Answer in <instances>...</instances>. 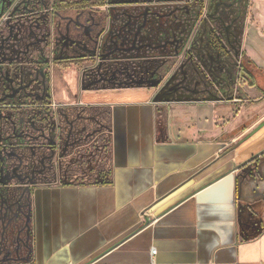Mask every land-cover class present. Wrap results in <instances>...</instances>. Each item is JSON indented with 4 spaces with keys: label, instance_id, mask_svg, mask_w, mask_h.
I'll list each match as a JSON object with an SVG mask.
<instances>
[{
    "label": "crops",
    "instance_id": "crops-1",
    "mask_svg": "<svg viewBox=\"0 0 264 264\" xmlns=\"http://www.w3.org/2000/svg\"><path fill=\"white\" fill-rule=\"evenodd\" d=\"M255 2L226 59L261 73L254 86L242 77L237 96L161 103L154 85L115 86L103 76L56 89L54 108L96 113L101 139L108 115L110 172L102 182L77 171L22 182L31 213L26 264H264V13ZM181 57L171 48L160 60ZM55 156L51 175L61 171Z\"/></svg>",
    "mask_w": 264,
    "mask_h": 264
},
{
    "label": "flooded vegetation",
    "instance_id": "flooded-vegetation-1",
    "mask_svg": "<svg viewBox=\"0 0 264 264\" xmlns=\"http://www.w3.org/2000/svg\"><path fill=\"white\" fill-rule=\"evenodd\" d=\"M152 1L132 3L133 7L146 6L145 12L123 13L124 22L120 20L122 14L114 16L112 20L103 14L109 13L107 9L104 10L109 0H0V264H26L32 257L30 193L21 187L22 182L25 183L28 176L32 175L35 182L45 183L47 178L58 177L66 169L81 162V151L87 154L86 162L92 163L93 153L98 150L85 148L87 143L96 141L101 135L98 115L92 111L60 105L55 109L53 100L56 99L57 91L52 89L55 76L63 78L64 72L72 71L78 75L79 83L95 82L103 76L115 86L154 85L156 92L153 98L161 103L167 99L217 95L219 91L225 95L232 91L236 96L240 93V66L226 59V51L228 47L234 49L233 46L237 45L238 41L232 44L233 37L228 33L237 29L239 34L242 14L232 18L230 13H226V48L224 46L221 54L216 56V65L208 66L211 75L215 76L214 81L218 83L216 87L209 83L198 65H192L189 61L185 64L180 62L166 78L160 69H148L146 63H151L149 60H160L171 53L159 51L158 58H152L149 49L164 50L166 42H160L157 46H148V41L141 42L140 38L144 34L142 27L153 15L147 7ZM121 5L124 6L125 2L118 4ZM111 24L116 27L131 25L134 28L114 32L124 36L123 44L115 46V38L111 39L107 44L112 46V52L103 57L101 50ZM142 48L143 54L135 55L132 52ZM190 48L194 49L191 40L186 52ZM186 52L178 53L175 47L173 49L174 55L182 54L185 57ZM105 61L118 65L124 61L131 69L122 73L117 67L111 69V65L107 64L104 67ZM141 61L146 63H139ZM54 66L57 75H51ZM140 66L147 69H136ZM53 112L59 115L75 112L78 116L77 120H68L65 121L66 125L56 127ZM103 116L106 131L104 149L109 162V119L107 114ZM26 127L29 133L25 132ZM10 150L22 153L29 150L30 155L35 154L36 163L33 159L22 160L23 156L18 153L10 154L11 158H8L7 152ZM55 151L60 157L58 169L61 171L56 168L59 173L54 172L45 179L41 173H53ZM70 157L73 159L71 166L68 161H64ZM8 161H14V164L9 165ZM88 166V170L80 173L87 179L93 177L94 182L104 173L110 172L109 165L99 172L95 166ZM35 178L45 180L37 181ZM6 233L7 236L4 235Z\"/></svg>",
    "mask_w": 264,
    "mask_h": 264
},
{
    "label": "rangeland",
    "instance_id": "rangeland-1",
    "mask_svg": "<svg viewBox=\"0 0 264 264\" xmlns=\"http://www.w3.org/2000/svg\"><path fill=\"white\" fill-rule=\"evenodd\" d=\"M135 1H141L138 3H143L142 0H109L107 2L108 7L104 8V10L109 12V13H103L105 15H110L112 13V18L115 16L113 13H119L120 20H124L125 18L123 13H137V12H145V7L142 5H137V7H133L131 4L134 3ZM124 6H118L120 3H124ZM127 3V4H126ZM115 4V5H114ZM248 0H154L152 3H148L147 6L149 11L153 13V15H150L151 17L146 21L145 25L142 27V32L144 33L142 35L141 42H146L148 41V46H157L160 42H166L167 47L166 49H157V50H150L151 54H156L159 51H163L165 53L171 52V48L174 49V47L177 49V52L179 53L180 51L182 53L186 52V50L189 48V41L191 40L194 43V49L190 48L189 52H186L187 54L182 56L181 58H174V59H167L166 64H163L162 62H165L164 60H152L151 63H146V61H141L139 63H146L148 64V69L150 68L151 71H154L156 69H160L161 73H167L170 70V73L174 72V70L177 68L176 67V62H182V64H185L186 61H189L192 63V65H198L200 71H204L206 74V78L209 81L210 84H213L214 86L217 87V84L214 81L215 76H212L211 73L208 70L209 64H214L216 65L218 54L223 51V47L225 46L226 48V38L229 34L230 37H233L232 39V44L238 41V30L236 29L232 33H226V13H230L232 18H237L241 14L248 13V8H247ZM0 5L2 3L0 2ZM228 6V8H226ZM254 7H256L257 13H264V0H256ZM2 7L0 6V10ZM190 11V12H188ZM182 17H181V13ZM188 12V13H187ZM251 13V12H249ZM110 17V16H109ZM183 17H187L183 19ZM187 19V20H186ZM112 20V19H111ZM240 23V20H239ZM263 23V22H262ZM107 28V27H106ZM134 28L133 26L129 25L127 27H120V26H113V24L110 25L109 33L105 36L102 50H101V55L103 57L107 56L109 53H111V48L112 46L108 45L107 43L111 41V39L116 40V45L119 44L118 46L120 47L123 43L122 40L124 39V36L121 34H117L114 32H118L120 30H132ZM147 36H149L147 38ZM173 42L174 44H171ZM147 43V42H146ZM170 43V44H169ZM223 45V46H221ZM116 48V47H115ZM196 48V49H195ZM225 50V49H224ZM132 52L135 53V55H139L140 53L143 54L144 50L139 49V50H133ZM130 55H132L130 53ZM42 58V57H41ZM216 58V59H215ZM226 60V59H225ZM43 61L46 62V59ZM228 62V61H227ZM225 62V64L227 63ZM120 64H114V63H107V65H111V69L113 68H118L119 70L123 72L129 71L131 68L129 65H126L127 62H119ZM229 63V62H228ZM232 63V61H231ZM180 64V63H179ZM178 64V65H179ZM105 67V64H103ZM177 65V66H178ZM228 66V65H226ZM145 67V66H144ZM142 66L136 68V69H147L146 67L144 68ZM161 67V68H160ZM57 68H52L51 75L55 73L57 75ZM103 71V70H102ZM165 71V72H164ZM209 72V73H208ZM213 73V72H212ZM65 77H56L54 81L52 80V89H57L61 87L62 84H65L68 88L70 89L71 92L75 90V88H79L78 81V75L76 72L69 71V73H66L64 75ZM84 76L86 78V72L84 73ZM52 77V76H51ZM84 78V80H85ZM61 80V81H60ZM86 82V81H84ZM69 85V86H68ZM57 99V97H56ZM54 113V119H55V126L60 127L61 125H66L65 121L68 122V120H77L78 114L75 112L67 113L65 115H59L58 113ZM25 132L29 133L28 128H25ZM60 131V130H59ZM105 137V136H104ZM106 146V139L102 137H98L96 140V144L91 145L92 151H94L95 147L97 150V153H93V160L92 163H87L86 156L87 154L83 153V151L80 152L82 154L81 162L76 164L75 166H71V160L72 157L66 159L65 161H68V165L71 166L66 169L65 174L67 173L68 175L72 172H81L84 170H88V165L91 164L92 166H95V170L97 171H103L107 169V166L109 165L108 162V157L107 153L105 151V147L102 145ZM84 149V148H83ZM81 150V149H80ZM8 158H11L10 154H21L23 156L22 160L26 159H33L36 163V156L30 155L29 150H27L25 153H22L20 151H8ZM62 156L64 153L62 152ZM13 156V155H12ZM57 157V153H56ZM91 157V159H92ZM77 160V159H76ZM75 160V161H76ZM96 161V163H94ZM78 162V161H77ZM75 163V162H74ZM8 164H14V161L9 162ZM64 167V165H62ZM56 171V168H55ZM104 173V172H103ZM42 177H45L51 174H46V172L41 173ZM105 174V173H104ZM103 174V175H104ZM102 177V176H101ZM98 178V181L102 178ZM37 180V178H35ZM43 178H39L37 181H42L45 180ZM51 180L50 178H47V181ZM88 180H94L93 177H89ZM7 236V233L4 234ZM8 244V240L6 242ZM10 246V245H9Z\"/></svg>",
    "mask_w": 264,
    "mask_h": 264
},
{
    "label": "trees",
    "instance_id": "trees-1",
    "mask_svg": "<svg viewBox=\"0 0 264 264\" xmlns=\"http://www.w3.org/2000/svg\"><path fill=\"white\" fill-rule=\"evenodd\" d=\"M185 18H187V17H183V19H185ZM238 37H239V34H238ZM237 44H238V42H237ZM233 47H234V49L231 50V53H234V50L237 48V45H235ZM187 52L190 53L189 51H187ZM228 52L226 51L227 54H228ZM243 62L244 63L240 67V72H239L240 76H241V78L242 77L249 78L252 82L251 85L254 86L256 83V76H257V74H259L261 72L258 70H255L254 66L249 61H243ZM105 180H107V178L104 175V177H102V179H101V182L105 181Z\"/></svg>",
    "mask_w": 264,
    "mask_h": 264
},
{
    "label": "water",
    "instance_id": "water-1",
    "mask_svg": "<svg viewBox=\"0 0 264 264\" xmlns=\"http://www.w3.org/2000/svg\"><path fill=\"white\" fill-rule=\"evenodd\" d=\"M105 146V145H104Z\"/></svg>",
    "mask_w": 264,
    "mask_h": 264
}]
</instances>
